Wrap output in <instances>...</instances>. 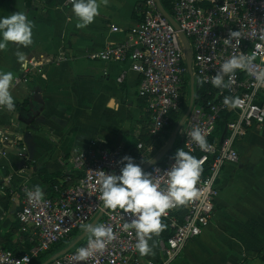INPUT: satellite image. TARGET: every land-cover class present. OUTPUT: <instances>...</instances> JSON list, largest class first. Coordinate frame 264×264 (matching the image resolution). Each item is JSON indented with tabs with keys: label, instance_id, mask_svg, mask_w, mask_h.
I'll use <instances>...</instances> for the list:
<instances>
[{
	"label": "crops",
	"instance_id": "0c3cea01",
	"mask_svg": "<svg viewBox=\"0 0 264 264\" xmlns=\"http://www.w3.org/2000/svg\"><path fill=\"white\" fill-rule=\"evenodd\" d=\"M67 1L0 0V16L24 11L35 24L34 44L21 49L30 61L27 72L20 70L14 48L0 52V69L23 77L11 90L15 111L0 110V248L27 241L17 213L24 190L42 187V171L66 175L71 155L94 140L133 147L147 139L139 75L128 62L89 57L125 40L142 19L143 0H109L85 29L76 27ZM112 25L121 30L112 31ZM111 97L118 110L105 107ZM237 150L238 163L226 164L217 180L211 221L169 264H264V125L251 127ZM154 251L145 258L160 259L157 246Z\"/></svg>",
	"mask_w": 264,
	"mask_h": 264
},
{
	"label": "built area",
	"instance_id": "2783aa9c",
	"mask_svg": "<svg viewBox=\"0 0 264 264\" xmlns=\"http://www.w3.org/2000/svg\"><path fill=\"white\" fill-rule=\"evenodd\" d=\"M143 5L142 19L127 32L122 43L107 44L89 57L105 62H128L130 69L139 75L137 94L143 102L147 118V139H138L133 147L105 146L94 140L88 147L78 149L71 155L70 169L64 181H71L70 173L78 176L64 188L56 187L57 195L44 196L39 203H29L25 193L33 189H25L17 220L23 232H27L30 248L20 254L0 248V264H23L26 255L31 264L34 258L69 238L74 230L81 229L82 224L90 223L102 207L96 190L101 170L118 174L116 162L123 156H131L137 163L144 161V165L156 155L159 149L155 148L154 143L169 133L172 116L180 112L188 76L179 32L184 34L192 52L194 78L200 81L206 77L204 85L214 90L211 100L193 105L177 135L181 148L185 151L192 149V154L197 158H205L204 171L197 185L202 195L188 206L169 210L162 217V221L168 222L171 235L155 240L161 254L158 261L141 258L133 250L135 232L131 229L126 232L122 228L125 222H130L127 214L121 215V210L103 212L97 223L111 227L116 238L102 254L97 253L86 264H169L181 253L186 243L199 236L211 221L218 191L217 180L223 167L238 163L237 143L248 130L255 125H264V87L256 91L253 78L239 70L231 87L223 91L214 88L211 79L223 61L241 52L255 55L254 65L264 67V40L260 39L261 34H264V0H171V12L165 10L177 23L179 30L159 11L156 0H143ZM111 30L117 32L121 29L112 25ZM229 30L241 31L239 43L233 41L229 46L223 43ZM124 76L122 72L118 81H122ZM15 77V83L23 78ZM225 96L241 98L244 101L243 108H227L223 103ZM227 113L230 118L220 129L218 121ZM193 127L211 129V134L207 136L210 145L207 151H201L192 142L188 134ZM3 139L10 144L17 143V139L10 140L6 136ZM19 156H23L21 150ZM172 156L167 154L161 162L145 171L155 176L157 173L154 169L159 168V179L163 184V172L173 163ZM86 245L87 236L80 246L49 264H85L74 257L76 250Z\"/></svg>",
	"mask_w": 264,
	"mask_h": 264
},
{
	"label": "clouds",
	"instance_id": "9594fccd",
	"mask_svg": "<svg viewBox=\"0 0 264 264\" xmlns=\"http://www.w3.org/2000/svg\"><path fill=\"white\" fill-rule=\"evenodd\" d=\"M70 3L76 27L85 29L94 23L102 8L107 7L109 0H70ZM34 27V22L24 11L0 16V52L7 51L10 47L14 48L16 61L20 70L24 72L29 70L30 61L21 49H27L34 44ZM241 37L240 30H229L223 43L226 46L231 45L233 41L239 43ZM260 39L264 40V34H261ZM255 59V55L243 52L230 56L220 64L217 74L211 79V85L221 91L230 88L239 70L253 78L255 90L259 91L264 87V67L254 65ZM15 79L12 71L0 69V110L15 111L16 102L11 91L15 87ZM206 82V77L199 81L201 85ZM223 103L229 109L244 106L241 98L233 96H225ZM105 107L118 110L119 104L115 97H111ZM210 134V128L203 130L200 127H193L188 135L201 151H207L210 148L207 136ZM192 152V149L185 151L183 147L175 151L171 157L173 163L163 172V184L159 179V168L154 169L157 173L154 176L143 170L144 161L137 163L128 155L116 162L119 166L118 174L102 170L99 172L96 190L99 193L98 199L102 201L100 211L103 213L121 210V215H128L130 222H125L122 228L126 232L134 230L136 242L133 250L141 258L155 256L154 237L160 236L166 229L162 217L166 216L169 210L188 206L202 195L197 185L204 171L205 158H197ZM25 195L29 203H39L44 199L45 193L40 185H34L33 190L27 191ZM80 227L82 235L87 236V245L76 250L74 258L78 262L86 264L97 253L102 254L116 238L113 229L102 223H86ZM23 264H29V256L23 258Z\"/></svg>",
	"mask_w": 264,
	"mask_h": 264
},
{
	"label": "trees",
	"instance_id": "16d2710c",
	"mask_svg": "<svg viewBox=\"0 0 264 264\" xmlns=\"http://www.w3.org/2000/svg\"><path fill=\"white\" fill-rule=\"evenodd\" d=\"M170 1L171 0H161L162 5L164 6V8L171 12V6H170ZM195 79V84H194V90H195V98H194V104H198V103H203L205 101H209L213 98L214 96V90L213 88L206 86V85H201L199 83V81ZM189 78L188 76L185 79V85H184V89H183V102L181 104V110L178 114H174L172 116V121L170 126L168 127V131L169 133L174 129L176 123L178 122V120L181 118V113L182 110H186L185 108V96H187V100L189 97ZM30 105V103H25V105H23V110H28V106ZM230 118V114H223L221 116V119L218 121V127L220 129H223L225 122ZM181 148V144L178 143L177 145H174L172 150L168 153V155L170 154H174L175 151ZM41 181H42V187L43 190L45 191V196L46 197H54L55 195H57V192L55 190L56 187H62L64 188L65 186H67L68 184L72 183L78 176V174H74V173H70L71 175V181L70 182H65L64 178H65V174L61 175V174H48L46 171H42L41 172ZM162 223H164L166 225V229L165 231H163L160 236L158 237H154V240H159L161 238H167L168 236L171 235V229L168 226V222L163 220ZM81 229H76L73 231V233L70 235L69 238L62 240L56 244H54L48 251L42 253L41 255H39L37 258H34L31 261V264H39L42 261H44L45 259H47L51 254H53L55 251L59 250L60 248L64 247L75 235H77L79 232H81ZM26 233V232H24ZM26 236V235H25ZM24 237V236H23ZM7 244L2 246V249L5 250H10L11 252H13L14 254H20L22 252H26L29 250L30 248V244L25 240L23 243L20 245V247H18L17 245H12L10 246V243L6 242ZM83 243V240L81 242H79L74 248L80 246ZM73 248V249H74ZM154 261H158L159 259H152Z\"/></svg>",
	"mask_w": 264,
	"mask_h": 264
},
{
	"label": "water",
	"instance_id": "95a60500",
	"mask_svg": "<svg viewBox=\"0 0 264 264\" xmlns=\"http://www.w3.org/2000/svg\"><path fill=\"white\" fill-rule=\"evenodd\" d=\"M220 1H224V0H220ZM156 4L157 7L159 9V11L163 14V16H165L168 21L174 26L175 29L179 30V27L177 25V23L172 19V17L170 16V14L165 10V8L163 7V5L161 4L160 0H156ZM179 36L180 39L183 43L184 46V54H185V61H186V65H187V70H188V76H189V101H188V105L187 108L185 110V112L183 113V115L181 116V118L179 119V121L177 122V124L175 125L170 138L168 139L167 143L163 146V148L159 151V153H157L153 158H151L149 161H147L143 166V170L145 171L148 167L152 166L155 163L161 162L164 157L172 150L175 140L177 138L178 132L180 130V128L182 127L184 121L186 120V118L188 117L193 105H194V98H195V90H194V84H195V79H194V74L192 71V65H191V61H192V52L189 46V43L187 41V39L185 38L184 34L182 32H179ZM56 122L60 123L63 122L57 118H55ZM103 213H101V211L92 219V221L90 223H97V221L99 220V218L101 217ZM86 236L82 235V231L79 232L77 235H75L64 247L60 248L59 250L55 251L53 254H51L47 259H45L44 261H42L39 264H49L50 262H52L53 260L59 258L60 256L64 255L65 253H67L68 251H70L71 249H73L79 242H81Z\"/></svg>",
	"mask_w": 264,
	"mask_h": 264
},
{
	"label": "rangeland",
	"instance_id": "374dc122",
	"mask_svg": "<svg viewBox=\"0 0 264 264\" xmlns=\"http://www.w3.org/2000/svg\"><path fill=\"white\" fill-rule=\"evenodd\" d=\"M188 101H189V99L187 100V96H185V101H184V103H185V107L187 108V105H188ZM185 108V109H186ZM185 112V110H182V113H181V115H183V113ZM179 121V120H178ZM177 124V123H176ZM172 133V132H171ZM171 133H167L166 135H165V137H164V139H162V141L160 142V141H157V142H153L154 143V145H155V148H162L166 143H167V141H168V139L170 138V135H171ZM179 143V137L177 136V138H176V140H175V143H174V145H177ZM160 148V149H161ZM158 151H160V150H158ZM158 151H157V153H158ZM151 243V242H150Z\"/></svg>",
	"mask_w": 264,
	"mask_h": 264
}]
</instances>
